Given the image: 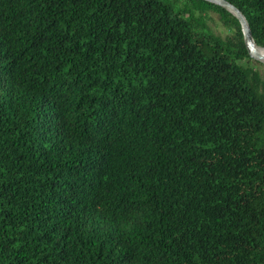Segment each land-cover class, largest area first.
Listing matches in <instances>:
<instances>
[{"label": "trees", "instance_id": "trees-1", "mask_svg": "<svg viewBox=\"0 0 264 264\" xmlns=\"http://www.w3.org/2000/svg\"><path fill=\"white\" fill-rule=\"evenodd\" d=\"M226 1L264 49V0ZM0 264H264V63L232 12L0 0Z\"/></svg>", "mask_w": 264, "mask_h": 264}, {"label": "water", "instance_id": "water-1", "mask_svg": "<svg viewBox=\"0 0 264 264\" xmlns=\"http://www.w3.org/2000/svg\"><path fill=\"white\" fill-rule=\"evenodd\" d=\"M205 1H208L222 8H225L229 10L230 12H232L237 17L241 25V29H242V33L244 36V41H245V45L248 50V53L250 54L252 58L261 60L263 55L260 53V50H264V49L257 47L255 43L253 42V39L251 37V32L241 12L237 8H235L233 5L228 3L226 0H205Z\"/></svg>", "mask_w": 264, "mask_h": 264}, {"label": "rangeland", "instance_id": "rangeland-1", "mask_svg": "<svg viewBox=\"0 0 264 264\" xmlns=\"http://www.w3.org/2000/svg\"><path fill=\"white\" fill-rule=\"evenodd\" d=\"M208 17H207V24L209 25L210 29L215 32L216 34H219L221 36L226 35L227 33L230 32V30H228L226 27H224L222 25V23L220 22L218 15L212 11H210L208 13ZM262 63H264L263 60H259Z\"/></svg>", "mask_w": 264, "mask_h": 264}, {"label": "bare ground", "instance_id": "bare-ground-1", "mask_svg": "<svg viewBox=\"0 0 264 264\" xmlns=\"http://www.w3.org/2000/svg\"><path fill=\"white\" fill-rule=\"evenodd\" d=\"M260 53L263 55V57L261 58V60L264 61V50H260Z\"/></svg>", "mask_w": 264, "mask_h": 264}]
</instances>
